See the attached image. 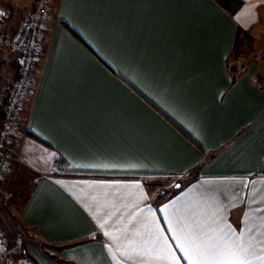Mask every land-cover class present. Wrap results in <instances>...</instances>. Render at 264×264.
<instances>
[{
  "label": "crops",
  "instance_id": "crops-1",
  "mask_svg": "<svg viewBox=\"0 0 264 264\" xmlns=\"http://www.w3.org/2000/svg\"><path fill=\"white\" fill-rule=\"evenodd\" d=\"M35 2L0 0L10 16L0 124L20 68L12 43ZM263 18L264 0L51 1L2 185L31 179L21 221L61 250L62 264H117L94 214L129 237L155 219L174 248L165 223L173 208L159 209L176 201L207 215L199 193L209 187L238 231L264 232V59L249 34ZM160 178L170 197L152 182ZM31 262L22 264H54Z\"/></svg>",
  "mask_w": 264,
  "mask_h": 264
},
{
  "label": "snow or ice",
  "instance_id": "snow-or-ice-1",
  "mask_svg": "<svg viewBox=\"0 0 264 264\" xmlns=\"http://www.w3.org/2000/svg\"><path fill=\"white\" fill-rule=\"evenodd\" d=\"M0 15L5 13L0 12ZM217 191L209 187L199 193L200 202L213 209L207 215L194 208H176V201L159 209L165 212L170 206L173 208L172 213L165 217V223L171 240L175 242L174 248L155 219L148 221L145 218L144 231L134 230L129 237L118 234L121 230H108L111 216L99 218L94 214L99 230L109 241L102 248L110 253L117 264H125L134 256L154 258L164 264H264V232L259 228L257 234H250L252 228L238 231L239 226L234 227L227 221L229 205L218 200ZM122 232L127 233L128 229L124 228Z\"/></svg>",
  "mask_w": 264,
  "mask_h": 264
},
{
  "label": "built area",
  "instance_id": "built-area-1",
  "mask_svg": "<svg viewBox=\"0 0 264 264\" xmlns=\"http://www.w3.org/2000/svg\"><path fill=\"white\" fill-rule=\"evenodd\" d=\"M51 1L36 0L33 10L28 14L12 43L13 49L20 54L21 59L18 77L4 111V119L0 124V190L6 173L17 160L6 143L17 130L24 102L33 89L42 37L50 15ZM3 13L5 15H0V43H7V39L1 34V28L10 16L6 12ZM22 249V238L17 237L14 250L21 252ZM7 252V242L0 237V263ZM3 264L16 263L13 258L7 257Z\"/></svg>",
  "mask_w": 264,
  "mask_h": 264
},
{
  "label": "rangeland",
  "instance_id": "rangeland-1",
  "mask_svg": "<svg viewBox=\"0 0 264 264\" xmlns=\"http://www.w3.org/2000/svg\"><path fill=\"white\" fill-rule=\"evenodd\" d=\"M259 27L260 28L252 30L249 34H251L252 38L257 39L258 47L256 48L261 49L262 52H264V18ZM250 50L253 51L255 49L251 47ZM262 52H259V56L256 54V59L260 62L264 59V57H262L264 56V53L262 54ZM25 176L27 178L28 175ZM21 178L24 179V175H21ZM28 179L30 178H27L24 184L18 182L17 184H13V186L7 184L4 186L2 185L3 188L0 190V237H3L6 240L8 248L5 258H13L16 264H22V262L32 263L31 261L37 258H45L54 264H62L61 250L53 249L47 246L44 242L37 240L34 237L32 230L28 229L21 221V206L28 193L27 188L30 187L27 182L29 181ZM153 180L155 181L152 182L155 183L161 194L167 193V197H170V193L174 192L173 190H170L171 187L166 180L161 178ZM178 186L179 185H176L175 187ZM17 237L22 238L23 249L21 252H15L14 250V244ZM5 258L1 260V263L5 261Z\"/></svg>",
  "mask_w": 264,
  "mask_h": 264
},
{
  "label": "trees",
  "instance_id": "trees-1",
  "mask_svg": "<svg viewBox=\"0 0 264 264\" xmlns=\"http://www.w3.org/2000/svg\"><path fill=\"white\" fill-rule=\"evenodd\" d=\"M3 119H4V116H3ZM59 164H63V166H65V167L67 168V163L65 162V160H63V159H59V160L57 161V166H58Z\"/></svg>",
  "mask_w": 264,
  "mask_h": 264
},
{
  "label": "water",
  "instance_id": "water-1",
  "mask_svg": "<svg viewBox=\"0 0 264 264\" xmlns=\"http://www.w3.org/2000/svg\"><path fill=\"white\" fill-rule=\"evenodd\" d=\"M177 188H180V186H178ZM177 188H176V189H177Z\"/></svg>",
  "mask_w": 264,
  "mask_h": 264
}]
</instances>
